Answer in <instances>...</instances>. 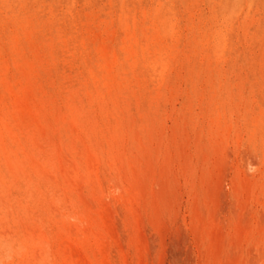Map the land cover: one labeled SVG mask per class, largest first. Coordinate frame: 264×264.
Segmentation results:
<instances>
[{"label": "rangeland", "instance_id": "rangeland-1", "mask_svg": "<svg viewBox=\"0 0 264 264\" xmlns=\"http://www.w3.org/2000/svg\"><path fill=\"white\" fill-rule=\"evenodd\" d=\"M27 232L264 264V0H0V264Z\"/></svg>", "mask_w": 264, "mask_h": 264}, {"label": "bare ground", "instance_id": "bare-ground-1", "mask_svg": "<svg viewBox=\"0 0 264 264\" xmlns=\"http://www.w3.org/2000/svg\"><path fill=\"white\" fill-rule=\"evenodd\" d=\"M24 111L25 110H23V112ZM1 138H2V136H1ZM1 149H2V147H1ZM14 179L16 180L17 178L15 177ZM25 179H28L27 175H25ZM71 231L72 230L69 228L68 232H67L68 237L70 236ZM31 234H32V232H27V236H25L26 242H24V244L22 243L23 244L22 247L24 248V251L22 254L23 259L26 258V256H28V254H30L34 259H35V257H41L42 264H48V263L52 262V260H48L47 262H45V261L47 260L48 257H51V255H54V254H52V250H51L53 247V244L50 243V241H48L44 235L43 236L39 235L37 237V241L33 242L30 246H28L26 243H27V240H29V237H32ZM71 239L67 238L65 241H63L62 243L59 244L58 250L55 252V257H56V253H57L63 259V262L61 264H83L81 262H78L77 260H73L72 258L76 254H79V252H81V251L84 252L86 250L87 242H86V240H80L79 239L77 241H72L73 239L72 240ZM61 258H60V260H61Z\"/></svg>", "mask_w": 264, "mask_h": 264}]
</instances>
